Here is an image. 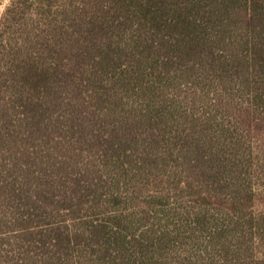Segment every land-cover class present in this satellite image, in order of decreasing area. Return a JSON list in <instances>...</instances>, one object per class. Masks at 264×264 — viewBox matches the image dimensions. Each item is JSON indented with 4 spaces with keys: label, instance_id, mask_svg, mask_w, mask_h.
<instances>
[{
    "label": "trees",
    "instance_id": "trees-1",
    "mask_svg": "<svg viewBox=\"0 0 264 264\" xmlns=\"http://www.w3.org/2000/svg\"><path fill=\"white\" fill-rule=\"evenodd\" d=\"M264 0H16L0 22V264H264Z\"/></svg>",
    "mask_w": 264,
    "mask_h": 264
},
{
    "label": "rangeland",
    "instance_id": "rangeland-1",
    "mask_svg": "<svg viewBox=\"0 0 264 264\" xmlns=\"http://www.w3.org/2000/svg\"><path fill=\"white\" fill-rule=\"evenodd\" d=\"M16 0H0V5L3 6V11L0 12V22L4 16L6 9L11 3ZM262 158L264 159V128L261 130L254 129V159ZM254 186L259 199L256 200L254 206V214H258L264 210V170L263 173L254 172ZM260 253L264 254V242H261L259 245Z\"/></svg>",
    "mask_w": 264,
    "mask_h": 264
},
{
    "label": "clouds",
    "instance_id": "clouds-1",
    "mask_svg": "<svg viewBox=\"0 0 264 264\" xmlns=\"http://www.w3.org/2000/svg\"><path fill=\"white\" fill-rule=\"evenodd\" d=\"M5 3H7V0H5ZM2 11H3V6L0 5V12H2Z\"/></svg>",
    "mask_w": 264,
    "mask_h": 264
}]
</instances>
